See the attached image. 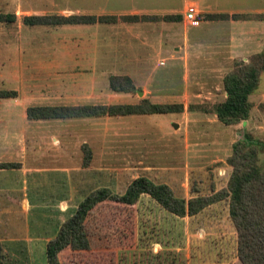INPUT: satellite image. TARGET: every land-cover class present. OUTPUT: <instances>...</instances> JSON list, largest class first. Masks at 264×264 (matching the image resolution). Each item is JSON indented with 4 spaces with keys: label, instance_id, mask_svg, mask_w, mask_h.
Instances as JSON below:
<instances>
[{
    "label": "rangeland",
    "instance_id": "374dc122",
    "mask_svg": "<svg viewBox=\"0 0 264 264\" xmlns=\"http://www.w3.org/2000/svg\"><path fill=\"white\" fill-rule=\"evenodd\" d=\"M154 1L0 0V13L16 17L10 25L0 24V90L16 91L15 98L0 100V114L15 110L9 115L10 119L0 118V127L9 126L13 131L26 128L23 112L34 106L137 104L143 99L154 104L181 105L179 113L139 119L104 117L33 124L42 128L47 137L58 136L61 143L67 142V134L73 136L80 149H58L48 154L54 166L64 161L71 169L79 165L86 171L84 183L80 180L78 185L76 177H71L68 191L63 195L61 191H54V210L62 216H52L54 224L48 228L50 235L60 222L74 213L83 199L80 197L105 188L110 181L111 192L122 195L135 173L143 171L142 167H148L147 173L155 174L161 183L173 187V195H184L186 201L198 196L209 197L225 189L231 174L227 159L232 145L245 133L253 136L260 146V165L264 166V73L257 91L250 96L252 108L245 125L223 126L212 111L214 105L225 99L224 76L235 63H249L258 52L256 46L260 42L264 45V20L256 18L264 14V0H207L212 6L206 11L197 9L199 25L196 27L191 26L185 14H181L182 19L177 22L164 23L161 19L138 23L119 21L117 26H135L143 35L154 34L153 41L138 52L113 55L111 62L97 64L89 58L90 49L85 48L87 29L80 30L79 25L29 27L22 23L25 16L67 17L93 13L95 16H120L133 5L145 9ZM156 1L159 5L166 4V0ZM181 1L174 0L178 4ZM209 14H224L228 18L207 21ZM235 14L248 18L233 20L231 16ZM122 30L115 28L113 32L119 35L125 32ZM236 39L243 42V49ZM158 44L163 48L158 50ZM114 75L129 76L137 91L131 94L111 92L109 78ZM172 124H177L178 128H173ZM17 167L14 164L12 168ZM34 191L42 192L31 185L29 195L35 194ZM216 204L219 210L216 213L212 209L207 211L201 223L195 226L198 232L190 236L183 233L182 224V230L173 228L171 223L162 224L164 240L179 243L174 257L161 255L153 260L146 257L142 251L150 250L149 243L159 239L156 227L144 224L143 220L131 227L125 221L126 213H120L119 222L105 227L115 232L121 246L111 251H65L59 260L61 264H240L236 257V232L225 212L227 201ZM136 206L155 207L152 202L140 198ZM10 217L15 229L27 224L25 218L21 220L16 213L0 219ZM35 217L43 220L40 215ZM94 220L95 215H92L87 231L94 230ZM217 222L218 227L211 230L209 224ZM2 224L0 222V226ZM31 227L29 230L34 233ZM13 237L14 241L0 244V264H47L43 254L46 246L41 242L31 247L19 237ZM134 240L137 242L135 249L131 248Z\"/></svg>",
    "mask_w": 264,
    "mask_h": 264
},
{
    "label": "trees",
    "instance_id": "16d2710c",
    "mask_svg": "<svg viewBox=\"0 0 264 264\" xmlns=\"http://www.w3.org/2000/svg\"><path fill=\"white\" fill-rule=\"evenodd\" d=\"M227 18L228 15L224 14H209L206 20ZM231 18L246 20L248 17L235 14ZM256 18L262 21L264 14H259ZM15 19L14 14L0 13V24L10 25ZM156 19L177 22L182 16L166 15L161 18L147 15L25 16L22 23L33 27L116 24L119 21L138 23ZM263 73L264 48L254 54L249 63L243 61L235 63L233 69L224 76L222 84L225 99L212 108L221 124L235 126L248 120L252 108L250 96L257 91ZM109 89L113 93L124 94L137 91L132 79L125 75L111 76ZM15 97L16 91L0 90V99ZM180 111L181 105L154 104L143 99L137 104L34 106L27 108L26 115L29 120H69L159 115ZM259 154L260 146L253 136L245 133L241 140L232 145L231 155L227 159V165L231 168L227 187L209 197L198 196L187 201L178 199L166 185L154 184L144 177L133 180L122 195L114 194L106 188L91 192L80 202L74 214L62 223L57 236L47 244L45 251L47 264H61L59 256L65 251H111L121 246L115 232L106 229L105 225H115L119 222L118 215L126 213L125 221L131 227L134 226L132 208L142 195L149 196L161 208L177 217L195 216L216 203L227 201L228 217L236 232V257L239 263L264 264V166L260 165ZM88 162L87 160L85 164ZM9 167H14V164H0L1 169ZM107 204L113 206L107 208L104 206ZM92 215H95L94 230L87 231V223Z\"/></svg>",
    "mask_w": 264,
    "mask_h": 264
},
{
    "label": "crops",
    "instance_id": "0c3cea01",
    "mask_svg": "<svg viewBox=\"0 0 264 264\" xmlns=\"http://www.w3.org/2000/svg\"><path fill=\"white\" fill-rule=\"evenodd\" d=\"M155 1L153 4L151 3L147 7H144L145 9L141 7H133V5L127 11H123L127 13H121L119 15H147L163 17L166 15L186 14V12H184V9H188L189 6H195L196 9H200L201 11H206L205 9L207 7L212 6L210 3H206L207 0H182L180 4L174 2V0H166L165 5H159V3ZM151 5L155 7H149ZM90 15L95 16L94 13ZM99 16L101 15H98L96 17ZM103 25L105 26L102 27ZM115 28L120 29V31H123L122 29H125V32L119 33V35H117L113 32ZM79 29H87L86 32L88 34H85V48L90 49L89 55L91 56L89 58L92 59L95 64L102 61L111 62L110 56L112 57L113 55L121 56L129 52H134L133 50L138 52V50L140 49L149 47L150 40L153 41L152 39H154V34L151 35L147 33V35H143L139 31H137L139 29L135 28V26H129L126 28L125 25L117 26L116 24L96 23L92 25H79ZM236 40L239 41L238 39ZM259 42L260 41H258V43ZM238 43L243 49V42L240 40ZM263 46L264 45L261 44V42L256 46V49L258 50L257 53H259L260 50H263ZM157 47L158 50H160V48H163V46H161L160 44H158ZM102 56H105L106 58L102 59ZM26 110L24 111L25 113L23 112L22 117L23 126H25L26 128H15V130L13 131L10 130L9 126L0 127V164L18 165L17 168H0V215L13 216L14 213H16L21 218V220L25 218L27 224L26 226L22 225L19 228L17 227L18 229H15L14 225H12V217H10L9 219H4L2 221L0 219V222L4 223L0 226V244L3 245L4 242L9 243L11 241H14L15 238L13 237V235H15L19 237V240L26 241V245L28 244L31 247L35 244H40V242L43 246H47L49 241L57 236L61 223H64L74 214L72 213V215L65 221L63 220L62 222H60V224L57 225V228H55V232L50 235V230H48V228H51V224H54L52 216H62L61 212L54 210V191H61L62 195L64 192L68 191L70 188L71 177H76L75 181L78 185L80 184V180L84 183L86 171L79 165H73V168L71 169V165L69 163H64V161L56 162L59 164H57V166H54L55 164L52 160L51 154H48V151L53 152L58 149L70 150L72 147L76 150L80 149V144L78 143V141L74 142L75 140L73 136L67 134V136L69 137L67 142L61 143L58 139V136L49 135L47 137V134L42 130V128H39L37 126L35 127L33 126V124L46 122L63 123L64 121H78L80 119L29 120L26 115ZM14 112L15 110H12V112H6V114L2 112V114H0V118H4V120L6 118L10 119L9 115H12ZM146 116L148 115H131L125 117L139 119ZM101 118L104 117L86 119ZM244 122H241V125L244 124ZM174 125L177 124H172L173 128H175ZM48 131L49 130H47V133L49 134ZM141 169H143L144 172L142 171L140 173H135L136 176L132 178L131 182L139 177H144L154 184L166 185L173 191V193H175L173 187L167 185V183H161V181H159V178L157 179L155 177V174L147 173L145 170L149 169L148 167H142ZM31 185L34 190H42L41 194H38L36 191H34L35 194L30 196L29 188ZM128 185L126 186L125 191ZM106 187V189L109 188L111 191L113 189L112 181H110L109 185H107ZM174 196L178 199H185L184 195L178 196L174 194ZM85 197L87 196L83 195L80 198L84 199ZM140 199H147V201H150L155 205V207L153 208H140L137 206H134V208H132V222H134V226L138 224L139 220H143L144 224H152L156 227L157 236L160 240L155 239L154 241H151V244L149 243V247L151 248L150 250H152L153 254L148 249L142 251V253H146V257H149L150 260H153V258H157L161 255H170L174 257L178 252L177 246H179V243L170 241V239L164 240L166 238L164 237V233L161 232L162 228H160L162 224L171 223L173 224V228L176 227L175 229L181 230L182 227L180 225L182 224L184 230L183 233H186L188 236H190L191 233L193 234L194 232H198V229H196L195 226L197 225V223H201V219L205 215V213H207V211L212 209L216 213L220 208L219 204H216L203 210L201 213L195 216L177 217L165 211L147 195H142ZM80 202L81 201L78 202V205L80 204ZM225 212L228 216L227 206L225 208ZM37 215H40L41 217L39 218H42L43 220H38L35 217ZM59 221L60 220H58V222ZM31 222H33V224H30ZM44 224L49 225L47 227H44ZM209 225L211 226L210 228L212 230V227H218V222L215 225ZM2 226L4 227L2 228ZM30 227L32 231H34V233L29 230ZM220 227H222V225H220ZM41 229V233H38ZM136 246L137 242L134 240L131 248L135 249ZM166 247H171L174 249ZM45 251L46 247L43 251L44 255Z\"/></svg>",
    "mask_w": 264,
    "mask_h": 264
},
{
    "label": "built area",
    "instance_id": "2783aa9c",
    "mask_svg": "<svg viewBox=\"0 0 264 264\" xmlns=\"http://www.w3.org/2000/svg\"><path fill=\"white\" fill-rule=\"evenodd\" d=\"M198 12L197 9L194 6H190L185 14V18L189 21V23L191 24V26H198L199 25V21H197V16Z\"/></svg>",
    "mask_w": 264,
    "mask_h": 264
},
{
    "label": "water",
    "instance_id": "95a60500",
    "mask_svg": "<svg viewBox=\"0 0 264 264\" xmlns=\"http://www.w3.org/2000/svg\"><path fill=\"white\" fill-rule=\"evenodd\" d=\"M175 128H177V125H174Z\"/></svg>",
    "mask_w": 264,
    "mask_h": 264
}]
</instances>
